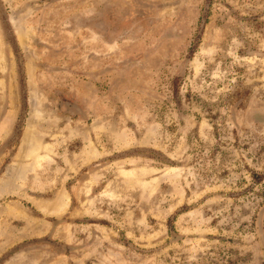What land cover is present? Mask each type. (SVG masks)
I'll use <instances>...</instances> for the list:
<instances>
[{"label": "rangeland", "instance_id": "rangeland-1", "mask_svg": "<svg viewBox=\"0 0 264 264\" xmlns=\"http://www.w3.org/2000/svg\"><path fill=\"white\" fill-rule=\"evenodd\" d=\"M0 264H264V0H0Z\"/></svg>", "mask_w": 264, "mask_h": 264}, {"label": "bare ground", "instance_id": "bare-ground-1", "mask_svg": "<svg viewBox=\"0 0 264 264\" xmlns=\"http://www.w3.org/2000/svg\"><path fill=\"white\" fill-rule=\"evenodd\" d=\"M59 207V206H58Z\"/></svg>", "mask_w": 264, "mask_h": 264}, {"label": "trees", "instance_id": "trees-1", "mask_svg": "<svg viewBox=\"0 0 264 264\" xmlns=\"http://www.w3.org/2000/svg\"><path fill=\"white\" fill-rule=\"evenodd\" d=\"M26 98V97H25Z\"/></svg>", "mask_w": 264, "mask_h": 264}]
</instances>
